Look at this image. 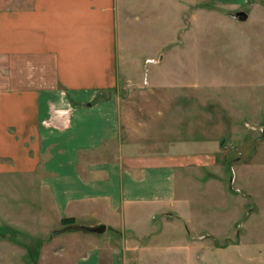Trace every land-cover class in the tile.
<instances>
[{
    "label": "rangeland",
    "instance_id": "374dc122",
    "mask_svg": "<svg viewBox=\"0 0 264 264\" xmlns=\"http://www.w3.org/2000/svg\"><path fill=\"white\" fill-rule=\"evenodd\" d=\"M254 3L233 10L200 0L180 23L168 6L153 26L121 18L120 37L129 30L132 39L120 68L130 73L98 96L119 102V133L104 159L124 162L134 147L135 157L188 162L176 170L171 205L130 209L119 230L99 225L122 264H264V4ZM144 99L165 101L145 107ZM41 176L0 175V264H76L88 245L97 220L60 218Z\"/></svg>",
    "mask_w": 264,
    "mask_h": 264
},
{
    "label": "crops",
    "instance_id": "0c3cea01",
    "mask_svg": "<svg viewBox=\"0 0 264 264\" xmlns=\"http://www.w3.org/2000/svg\"><path fill=\"white\" fill-rule=\"evenodd\" d=\"M202 1L233 10L258 1L264 4ZM199 4L200 0H0V175L41 169L42 186L58 216L78 220L89 215L97 220L91 228L105 224L119 230L130 209L171 205L176 170L188 162L154 151L152 157H135L132 154L140 149L134 147L128 148L131 155L124 162L120 157L104 159V145L119 133V102L114 93L106 99L98 96L116 89L121 48L132 39L129 30L127 40L120 37L122 17L126 26H150L151 17L160 18L161 8L168 6L180 23L183 13L197 11ZM144 34L138 35L141 40ZM165 47L163 43L156 51ZM164 101L150 99L148 104L144 99L143 106ZM151 129L156 132L157 126ZM88 235L76 264H122L117 245L101 240L99 234Z\"/></svg>",
    "mask_w": 264,
    "mask_h": 264
},
{
    "label": "water",
    "instance_id": "95a60500",
    "mask_svg": "<svg viewBox=\"0 0 264 264\" xmlns=\"http://www.w3.org/2000/svg\"><path fill=\"white\" fill-rule=\"evenodd\" d=\"M237 16L244 19V20L247 18L246 14L243 12H239L237 14ZM105 229H106V227L104 225H101V226L96 227V228H88L87 230L91 233L102 234L105 231Z\"/></svg>",
    "mask_w": 264,
    "mask_h": 264
}]
</instances>
